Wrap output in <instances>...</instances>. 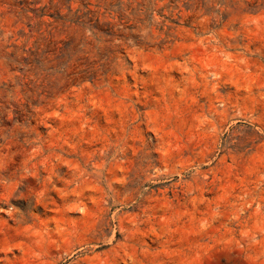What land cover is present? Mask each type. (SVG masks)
<instances>
[{
  "label": "rangeland",
  "instance_id": "rangeland-1",
  "mask_svg": "<svg viewBox=\"0 0 264 264\" xmlns=\"http://www.w3.org/2000/svg\"><path fill=\"white\" fill-rule=\"evenodd\" d=\"M0 264H264V0H0Z\"/></svg>",
  "mask_w": 264,
  "mask_h": 264
}]
</instances>
